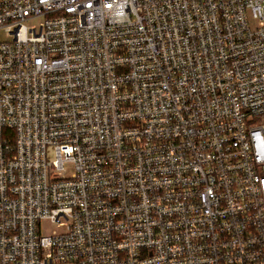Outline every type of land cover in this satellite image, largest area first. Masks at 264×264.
<instances>
[{
	"label": "built area",
	"instance_id": "1",
	"mask_svg": "<svg viewBox=\"0 0 264 264\" xmlns=\"http://www.w3.org/2000/svg\"><path fill=\"white\" fill-rule=\"evenodd\" d=\"M0 31V264H264V0H0Z\"/></svg>",
	"mask_w": 264,
	"mask_h": 264
},
{
	"label": "rangeland",
	"instance_id": "2",
	"mask_svg": "<svg viewBox=\"0 0 264 264\" xmlns=\"http://www.w3.org/2000/svg\"><path fill=\"white\" fill-rule=\"evenodd\" d=\"M6 39V35L4 31H0V40ZM49 158L52 160L55 158L53 149L51 148L49 150ZM55 225H51V226H44L43 232H50L53 228H55Z\"/></svg>",
	"mask_w": 264,
	"mask_h": 264
}]
</instances>
